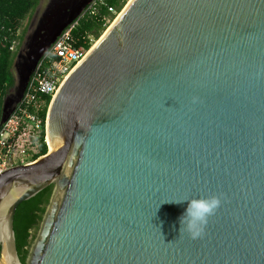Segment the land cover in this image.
<instances>
[{
  "label": "water",
  "instance_id": "1",
  "mask_svg": "<svg viewBox=\"0 0 264 264\" xmlns=\"http://www.w3.org/2000/svg\"><path fill=\"white\" fill-rule=\"evenodd\" d=\"M64 29L30 44L20 99ZM46 134L47 154L0 173V264H24L17 209L51 185L26 264H264V0H131ZM212 195L203 237L180 234L172 201Z\"/></svg>",
  "mask_w": 264,
  "mask_h": 264
},
{
  "label": "trees",
  "instance_id": "2",
  "mask_svg": "<svg viewBox=\"0 0 264 264\" xmlns=\"http://www.w3.org/2000/svg\"><path fill=\"white\" fill-rule=\"evenodd\" d=\"M128 0H104L98 6L96 16L86 15L83 18L75 13L81 12L89 0H79L78 5L68 9L71 18L66 25L68 29L72 24H77L72 29L70 42L77 48L85 47L89 50L94 44L91 40L99 38L108 29L110 22L122 11ZM41 0H0V128L9 111L5 110L4 98L16 86V76L13 71L18 48L24 39L21 28L24 20L40 5ZM113 8L114 12L109 9ZM68 19V20H69ZM108 19L109 22H106ZM64 25V26H65ZM49 99V98H48ZM50 101V100H49ZM46 116V113L43 114ZM40 146L39 158L48 153V145L43 139ZM55 186L51 185L35 197L23 202L17 209L14 219L17 250L22 263H26L30 247L35 240L36 233L43 222L49 203L53 196Z\"/></svg>",
  "mask_w": 264,
  "mask_h": 264
},
{
  "label": "built area",
  "instance_id": "3",
  "mask_svg": "<svg viewBox=\"0 0 264 264\" xmlns=\"http://www.w3.org/2000/svg\"><path fill=\"white\" fill-rule=\"evenodd\" d=\"M103 3L104 0H89L78 14L79 19L86 15L96 16L98 6ZM109 11L114 12L113 8ZM106 22H109L108 19ZM76 24L77 22L63 30L51 44L34 69L22 98L2 122L0 173L16 165L35 162L43 141V133L44 142L48 145L46 122L50 103L70 72L90 50L85 47L77 48L70 42V35ZM91 40L94 41L93 44L97 42L93 38Z\"/></svg>",
  "mask_w": 264,
  "mask_h": 264
},
{
  "label": "rangeland",
  "instance_id": "4",
  "mask_svg": "<svg viewBox=\"0 0 264 264\" xmlns=\"http://www.w3.org/2000/svg\"><path fill=\"white\" fill-rule=\"evenodd\" d=\"M129 1L130 0L127 1V4ZM78 3L79 0H41L40 5L36 8V10H34L24 20L21 28V33L25 32L24 39L18 48V54L13 66V71L16 76V86L13 89H11L4 98L5 110L7 111L12 110L20 100L21 93L19 92L18 88L20 84L21 71L19 69L18 64L19 62H23L24 60L28 61V56L32 49L30 44L33 43V38H34L33 36L36 30L42 25L47 26L51 24L52 25L51 28L54 29L53 32H56L59 28L64 27L65 25L64 23L68 25V23H70L73 17L76 14L78 15V13H75L72 15L73 17H70L67 11L68 9L78 5ZM69 17L71 18V20L69 19ZM33 44L35 45V43Z\"/></svg>",
  "mask_w": 264,
  "mask_h": 264
},
{
  "label": "clouds",
  "instance_id": "5",
  "mask_svg": "<svg viewBox=\"0 0 264 264\" xmlns=\"http://www.w3.org/2000/svg\"><path fill=\"white\" fill-rule=\"evenodd\" d=\"M193 102H196L195 98ZM172 202L178 204L188 202L185 212L179 218V231L180 234L187 232L193 240L203 237L210 217L214 216L222 205L219 195L192 197Z\"/></svg>",
  "mask_w": 264,
  "mask_h": 264
},
{
  "label": "flooded vegetation",
  "instance_id": "6",
  "mask_svg": "<svg viewBox=\"0 0 264 264\" xmlns=\"http://www.w3.org/2000/svg\"><path fill=\"white\" fill-rule=\"evenodd\" d=\"M58 22V21H57ZM51 24L50 25H47V26H40L37 30H36V32H35V34H34V38H33V43H35V45L36 46H38V50H40V49H42L43 47H45L46 45H48L51 41H52V39H53V37L57 34V32L59 31V29L56 31V32H53L54 31V29H52L51 28ZM27 60H24L23 62H19V69H20V71H21V75H23V70H24V68H25V62H26ZM18 90H19V92L21 93V89H20V87L18 88ZM54 190H55V188H54ZM53 193H54V191H53ZM52 199V198H51ZM51 202V201H50ZM50 204V203H49ZM49 207V206H48ZM45 217V216H44ZM39 230H40V228H39ZM37 234H39V231H37V233H36V237H35V240H34V242L32 243V245H31V247H30V251H29V254H30V252H31V250H32V248H33V245H34V243H35V241H36V239H37V237H38V235ZM29 254H28V257H27V260H28V258H29ZM27 260H26V262H27ZM26 264V263H25Z\"/></svg>",
  "mask_w": 264,
  "mask_h": 264
},
{
  "label": "bare ground",
  "instance_id": "7",
  "mask_svg": "<svg viewBox=\"0 0 264 264\" xmlns=\"http://www.w3.org/2000/svg\"><path fill=\"white\" fill-rule=\"evenodd\" d=\"M130 1H131V0H130ZM130 1H129V2H130Z\"/></svg>",
  "mask_w": 264,
  "mask_h": 264
}]
</instances>
